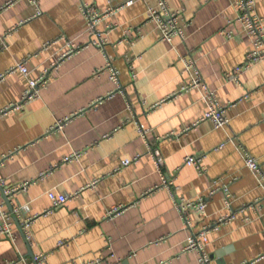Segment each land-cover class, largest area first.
Returning a JSON list of instances; mask_svg holds the SVG:
<instances>
[{
    "label": "crops",
    "instance_id": "crops-1",
    "mask_svg": "<svg viewBox=\"0 0 264 264\" xmlns=\"http://www.w3.org/2000/svg\"><path fill=\"white\" fill-rule=\"evenodd\" d=\"M129 1L0 0V114L21 105L0 117V204L11 213L3 187L20 225L11 213L14 238H0V264L42 254L44 264H199L184 249L206 227L212 264H264V61L235 74L253 48L235 0H166L185 35L172 43L147 19L157 0ZM87 4L111 11L96 28L108 38L104 49L92 43ZM256 13L264 20V0ZM71 42L81 48L61 61ZM25 60L29 78L47 82L21 104L29 78L6 72ZM187 60L227 128L202 120L203 89L183 91L195 75ZM188 157L204 171L186 166ZM50 191L68 202L53 209ZM201 199L207 209L189 210V229L180 206ZM116 207L126 211L109 220Z\"/></svg>",
    "mask_w": 264,
    "mask_h": 264
},
{
    "label": "built area",
    "instance_id": "built-area-1",
    "mask_svg": "<svg viewBox=\"0 0 264 264\" xmlns=\"http://www.w3.org/2000/svg\"><path fill=\"white\" fill-rule=\"evenodd\" d=\"M158 4L156 8H149L147 11V19L151 22L156 23L158 25L162 38L164 41L168 43L174 42L175 38H180L183 42L185 41V35L183 33V30L179 26V13L177 12H171L168 2L166 0H157ZM238 12H239V19L238 21L243 25L245 33L248 34V36L251 38L252 41V51L247 54L244 64L239 67L235 74H239L242 71H245V69H249L250 67L261 63L264 61V20L262 17L257 15L256 13V5L258 0H235ZM34 4H37L36 1H33ZM135 2L134 0H130L127 5H133ZM124 6L119 8L118 10H121ZM111 11H107L105 14H103L95 5L87 4L83 6V14L85 16V19L88 22L89 30L92 34L96 37V39L92 42L94 46L98 48L104 49L106 47V44L108 43V38L103 37L102 34L98 33L96 31L97 25L100 24L102 19L105 17L106 14H110ZM42 12L38 10V15H40ZM81 47L77 46L74 43L68 44V51L62 55L61 61L65 58H68L71 56V54L77 52ZM57 63H55L53 66H56ZM186 66L188 69H194L195 75L193 77V80L190 82L189 85L184 86L183 91H189L193 89H203L205 96L204 99L208 103V111L203 116L202 120H210L214 122V125L217 129H225L229 126V120L225 117V110L221 105L217 102L215 95L212 91L209 90L208 86L205 85L203 82L201 73L199 69L196 67V62L193 60H187ZM107 69L111 71V79L118 83L119 80V74L115 69L113 68L111 62L108 63ZM48 71H46L47 73ZM15 74H23L27 78H29V70L27 67V61H22L12 69L6 72V75H15ZM6 75H3L1 79H3ZM47 82V75H44L40 79L32 80L29 78V87L26 90V93L24 95V98L22 100L21 104H28L40 96V90L41 87H44ZM21 108L20 106H12L6 108L1 114L0 117L4 114H7L11 111L17 110ZM140 135L143 137L147 136V131L144 129V127H141ZM78 155L75 154L72 157L65 158V162H70L74 158H77ZM156 165L159 169H161V166L163 164V158L159 157L158 154L154 155ZM139 158H136L134 160H126L123 163V166L126 167L132 163H138ZM246 166L247 168H250L252 171H258L259 170V163L258 161L248 156L246 159ZM186 166H190L198 170L199 172H203L204 168L201 164V159L197 157H188L185 160L184 163ZM165 184H167V181H164ZM28 187V184H25L22 188L26 189ZM20 189H12L8 191L9 194L15 193ZM228 190L226 191V193ZM48 197L51 200L53 204V209H57L60 206L65 205L68 202L69 197L65 196L63 194H56L52 191L48 192ZM229 195L227 196L228 200L226 203V207L231 210V205L229 202ZM181 213L183 215V219L185 221V225L189 229H191L190 220H189V210L196 209L201 213H205L207 207L204 199L198 200L197 202L187 203L185 205L180 206ZM20 209H18L19 211ZM126 211L124 207H116L110 211L108 214V219L111 220L114 217L120 215ZM233 214L227 215L224 217H220L217 221L218 224L226 223L233 218ZM32 222V219H27L24 222L23 229H26L30 226ZM210 228L206 227L201 231L192 232L191 236L188 239V244L185 247L184 251H190L195 252L198 255L199 264H212L213 259H211V256L208 251L209 242H208V233ZM193 231V230H192ZM0 238H8L12 239L14 238L13 230H12V214L8 211L6 212L4 210V205L0 204ZM47 259V256L45 254L36 256L33 258L32 261H30L29 264H44Z\"/></svg>",
    "mask_w": 264,
    "mask_h": 264
},
{
    "label": "water",
    "instance_id": "water-1",
    "mask_svg": "<svg viewBox=\"0 0 264 264\" xmlns=\"http://www.w3.org/2000/svg\"><path fill=\"white\" fill-rule=\"evenodd\" d=\"M1 192H2V195L4 196V199H5V202L7 203V206L9 207L10 212L13 214V218L16 220V222L18 224V218H17V215L14 213V207L12 205L11 195H8L3 187H1ZM20 230L22 231L24 238H26L24 230L21 227H20ZM31 256H32V254H31Z\"/></svg>",
    "mask_w": 264,
    "mask_h": 264
}]
</instances>
